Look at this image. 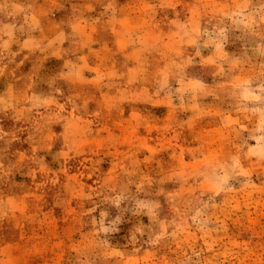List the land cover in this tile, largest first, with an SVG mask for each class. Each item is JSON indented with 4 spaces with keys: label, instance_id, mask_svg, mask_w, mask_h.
<instances>
[{
    "label": "rangeland",
    "instance_id": "374dc122",
    "mask_svg": "<svg viewBox=\"0 0 264 264\" xmlns=\"http://www.w3.org/2000/svg\"><path fill=\"white\" fill-rule=\"evenodd\" d=\"M0 264H264V0H0Z\"/></svg>",
    "mask_w": 264,
    "mask_h": 264
}]
</instances>
